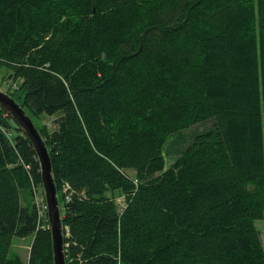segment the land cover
<instances>
[{
	"label": "trees",
	"instance_id": "16d2710c",
	"mask_svg": "<svg viewBox=\"0 0 264 264\" xmlns=\"http://www.w3.org/2000/svg\"><path fill=\"white\" fill-rule=\"evenodd\" d=\"M4 70L65 264H264V0H0ZM209 119L165 167L167 136ZM35 154L0 108V264H53Z\"/></svg>",
	"mask_w": 264,
	"mask_h": 264
},
{
	"label": "water",
	"instance_id": "95a60500",
	"mask_svg": "<svg viewBox=\"0 0 264 264\" xmlns=\"http://www.w3.org/2000/svg\"><path fill=\"white\" fill-rule=\"evenodd\" d=\"M0 108L12 117L22 129L37 156L40 167V180L46 205V216L52 239L53 264H65V249L63 243L62 216L57 196V189L52 174V164L44 138L36 129L31 117L20 103L5 91L0 89Z\"/></svg>",
	"mask_w": 264,
	"mask_h": 264
},
{
	"label": "rangeland",
	"instance_id": "374dc122",
	"mask_svg": "<svg viewBox=\"0 0 264 264\" xmlns=\"http://www.w3.org/2000/svg\"><path fill=\"white\" fill-rule=\"evenodd\" d=\"M7 71H2L0 76L2 78V75H4L3 78L6 77L7 75ZM8 80V79H7ZM6 80V81H7ZM1 82L0 81V89L2 91H9L11 89H8V85L5 84V82ZM56 117L55 115H51V116H47V115H43L39 118H36L34 121H36V123L38 124V126H41L42 124H46L49 130H53L56 125L54 124L53 120ZM213 123V119H209L206 121H202L200 123L194 124L190 127H188L185 130L179 131V132H175L169 136H167V140L164 144L163 147V154H164V160H165V167H167L170 162H172V160L184 149L185 146L189 145V143L191 142L193 136L195 133L208 129L210 128V126ZM34 196H33V202L36 206V204L39 206L38 208H40L42 210L43 206H44V197H43V191L40 189L39 191L33 192ZM61 193L66 195V191H64L62 189ZM67 197V196H65ZM116 201L117 202H121L122 201V197H118V195H116ZM62 203L60 204V210L62 212ZM62 215V214H61ZM256 226L259 228V230L261 231V240H262V244L264 246V219L263 220H258L256 222ZM30 241H31V237H26V238H16L13 242V246L12 251L13 253H17L22 257V260H26L27 256H28V250H29V245H30Z\"/></svg>",
	"mask_w": 264,
	"mask_h": 264
},
{
	"label": "built area",
	"instance_id": "2783aa9c",
	"mask_svg": "<svg viewBox=\"0 0 264 264\" xmlns=\"http://www.w3.org/2000/svg\"><path fill=\"white\" fill-rule=\"evenodd\" d=\"M62 187H63V190H64V191H66V192L68 191V185H67V184H64ZM67 198H69V196H67ZM121 205H122V204H121ZM38 207H39V206L36 204V208H37L39 211H41V209L38 208ZM43 208H45V204H44ZM43 208H42V209H43Z\"/></svg>",
	"mask_w": 264,
	"mask_h": 264
}]
</instances>
